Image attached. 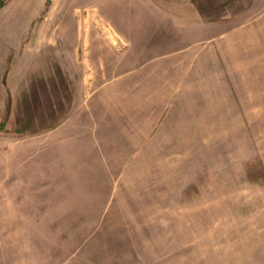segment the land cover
I'll use <instances>...</instances> for the list:
<instances>
[{
  "label": "rangeland",
  "instance_id": "1",
  "mask_svg": "<svg viewBox=\"0 0 264 264\" xmlns=\"http://www.w3.org/2000/svg\"><path fill=\"white\" fill-rule=\"evenodd\" d=\"M0 16L103 49L66 62L57 36L56 77L14 127L53 133H0V264H264V0H0Z\"/></svg>",
  "mask_w": 264,
  "mask_h": 264
},
{
  "label": "crops",
  "instance_id": "2",
  "mask_svg": "<svg viewBox=\"0 0 264 264\" xmlns=\"http://www.w3.org/2000/svg\"><path fill=\"white\" fill-rule=\"evenodd\" d=\"M107 9H109V5L100 8L105 12ZM121 9L124 10L125 8L122 7ZM120 12L122 13V11ZM31 27L28 22L18 26L16 30L0 29V133L3 131L6 134L11 133L13 134L11 137H14L16 133L25 132L34 134L42 132L51 136L50 134L55 129V126L51 128L49 125L44 131L14 130L15 125L18 124V118H20L19 111L22 109L20 102L26 103L30 102L29 100L33 102L32 95L35 93L33 87L38 86L43 79L47 80L48 85H50L51 78L56 77L57 52L55 41L58 35L48 30H36ZM84 32L86 35L74 31L59 33V36L65 39L64 61L87 63L89 54H97L103 50H100L102 45L98 42L93 43L91 41V45L89 44L88 38H91L88 34L89 29H85ZM24 110L27 111V107L24 106ZM40 115L38 112L36 118L40 119ZM23 117L26 115L23 114ZM29 117L32 118L33 115H29ZM48 117H51L50 114ZM53 123L55 124V122ZM12 144L13 150L23 145L19 142ZM17 152L8 153L10 154L7 157L8 162L13 163L17 160Z\"/></svg>",
  "mask_w": 264,
  "mask_h": 264
}]
</instances>
